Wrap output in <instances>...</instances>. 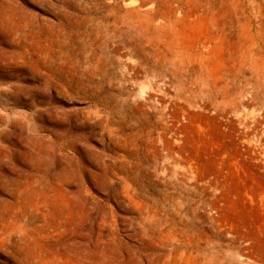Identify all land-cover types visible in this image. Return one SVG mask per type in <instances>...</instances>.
I'll return each mask as SVG.
<instances>
[{
    "label": "rangeland",
    "instance_id": "rangeland-1",
    "mask_svg": "<svg viewBox=\"0 0 264 264\" xmlns=\"http://www.w3.org/2000/svg\"><path fill=\"white\" fill-rule=\"evenodd\" d=\"M0 264H264V0H0Z\"/></svg>",
    "mask_w": 264,
    "mask_h": 264
}]
</instances>
